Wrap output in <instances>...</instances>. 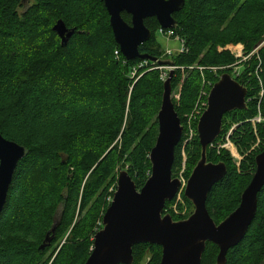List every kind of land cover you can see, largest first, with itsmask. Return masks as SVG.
I'll list each match as a JSON object with an SVG mask.
<instances>
[{
    "label": "trees",
    "instance_id": "trees-1",
    "mask_svg": "<svg viewBox=\"0 0 264 264\" xmlns=\"http://www.w3.org/2000/svg\"><path fill=\"white\" fill-rule=\"evenodd\" d=\"M21 7L22 0H0V133L27 149L0 214V264H84L119 172L126 169L138 189L151 174L164 80L156 62L132 76L142 59L123 55L104 0H33L26 11ZM173 16L174 30L188 47L172 59L178 67L172 91L184 76L181 98L174 101L183 125L204 81L213 86L229 72L248 88V107L225 113L222 134L208 146V160L227 165L226 176L207 199L218 224L240 204L256 170L255 157L264 149L262 143L236 165L228 150L216 146L235 123L240 124L232 139L241 148L249 149L256 140L250 119L259 108L264 115V44L259 54L238 63V73V59L219 49L241 42L249 54L264 40V0H186ZM122 17L131 23L129 13ZM58 20L75 29L66 44L53 30ZM144 22L152 34L140 52L164 59L157 18ZM257 132L264 139L263 124ZM185 139L183 131L175 148L174 177L182 169L184 151L186 178L201 157L198 135L184 146ZM183 196L190 215L193 205ZM172 202H166V210ZM171 215L175 220L189 216ZM218 254L219 247L209 241L202 264H217ZM133 255L134 264L148 256L146 264H160L162 247L139 243ZM227 264H264V186L255 218L244 239L228 251Z\"/></svg>",
    "mask_w": 264,
    "mask_h": 264
},
{
    "label": "water",
    "instance_id": "water-1",
    "mask_svg": "<svg viewBox=\"0 0 264 264\" xmlns=\"http://www.w3.org/2000/svg\"><path fill=\"white\" fill-rule=\"evenodd\" d=\"M104 2L116 42L128 60L149 59L162 66H174L172 59L142 54L139 46L152 34L145 25L146 18L156 17L162 28H174L177 21L173 14L184 7L186 0ZM124 11L131 15V23L122 17ZM53 30L63 44L75 32L63 20H58ZM174 74L175 70L171 68L164 81L163 100L157 117L159 133L150 152L151 174L138 189L126 169L119 172L116 190L103 216L102 228L96 233L94 248L84 264H134L133 246L139 243L160 245V264H202L209 241L219 247L217 264H227L228 251L244 239L255 218L258 194L264 186V149L255 157L256 170L241 194L238 207L218 224L207 208L211 189L227 174L226 163L208 160V146L222 134L225 113L248 107L247 86L229 72L222 73L213 84L207 98V108L198 120L201 157L184 189V195L194 209L187 218L179 220H175L170 213H163L166 202L172 201L182 186V180L174 177L172 170L175 148L184 130L172 98ZM26 154L25 146L0 133V214L18 163ZM44 247L45 244L42 245Z\"/></svg>",
    "mask_w": 264,
    "mask_h": 264
},
{
    "label": "rangeland",
    "instance_id": "rangeland-1",
    "mask_svg": "<svg viewBox=\"0 0 264 264\" xmlns=\"http://www.w3.org/2000/svg\"><path fill=\"white\" fill-rule=\"evenodd\" d=\"M32 1L33 0H22L21 10L26 11L28 9V7L32 4ZM156 36H157L159 43L162 45V49L164 51L163 58L164 59H173V56L176 54H174L173 56H169V55L165 54V51H167L168 49H173V50L179 49V47L181 46L180 42L177 41L173 37L172 38L166 37L164 34L160 33L159 31L156 32ZM263 44H264V40L261 41L258 45H256L255 48L253 49V51H256V53L259 54V49ZM219 50L220 51H223V50L230 51L231 54L238 59V62L240 59H242L241 57L238 56L240 53H242L244 56L248 55L246 53L245 45L241 42L235 43V44H228L225 47L220 48ZM154 64L155 63L150 64L149 66L150 67L154 66ZM236 67H238V71H239L240 68H239L238 64L234 65V71H235ZM158 68H160V71H161L160 75L161 76L164 74H166V76H167L169 74L170 68L168 66L158 67ZM177 68L178 67L176 65L173 66L175 73L177 71ZM217 68L218 67H213L212 69H215L214 71L216 72V71H218V70H216ZM200 69H202V67H200ZM220 70H224V68L221 67ZM258 77L260 78L259 75H258ZM183 81H184V76L178 82V85L175 88H173V91H172L173 101L179 100L181 98V89H182ZM260 85H261V83H260ZM211 86L212 85L210 83H206L205 81H204V83L201 84L199 91H198V94H197V99L195 101L193 108L190 111L186 112L184 115V119H185V121H184V127H185L184 128L185 129L184 130V136L186 137L185 142H184V146L187 145L189 142L193 141L195 139V137L198 135V130H197L196 125H198L199 117L204 112V110L207 108V98H208ZM260 94L262 95V90H261ZM258 111H259V109H258ZM253 119H254V117L252 119H250V121L253 125L254 133L256 135V140H255V142H253L251 144L249 149L241 148L239 146V144L234 142L232 139V135H233L234 131L238 128L240 123L239 124H237V123L233 124L230 127V129L227 131V133L224 134V136H222L221 140L216 144L217 149H219V150L220 149H226L230 152V154L233 158V161L236 163V165H240V163L247 156H249V155L253 154L255 151H257L258 148L262 145V143H264V139L261 138V136L257 132V125H254ZM186 159H187V154L184 151L183 152L182 169L179 171V175H178V177H180V179L183 181L184 185H183V187L181 186L178 194L173 199V202L167 207V210H166V208H164L165 211H167L171 214L173 213L176 217H180V218L188 216L189 212L191 210V208L189 207L187 201L184 199V196H183L185 183L188 180V178H186L184 175L185 168H186ZM117 170L118 169H116L115 172ZM116 186H117V182H116ZM112 189H114L113 191H115L116 187H113V188L110 187V191ZM111 200H112V198H111ZM193 209H194V207H193ZM163 213H164V211H163ZM99 221L100 220L98 218L96 220V223L98 222V226L101 224ZM66 237H67V235H66ZM66 237L63 240H65ZM148 257H147V259L149 260ZM147 259L145 258L141 264H146Z\"/></svg>",
    "mask_w": 264,
    "mask_h": 264
},
{
    "label": "built area",
    "instance_id": "built-area-1",
    "mask_svg": "<svg viewBox=\"0 0 264 264\" xmlns=\"http://www.w3.org/2000/svg\"><path fill=\"white\" fill-rule=\"evenodd\" d=\"M158 31L160 33L164 34L168 38H172V37L175 38L181 44V46L179 47V49H177V50L168 49L167 51H165V54H167L169 56H173L174 54L184 53V52L188 51V47L186 45V41H185L184 37H182L181 35L176 34L174 28L165 29V28H162L160 26V28L158 29ZM254 53H256V51H253V52H251L250 54H248L246 56H244L242 53H240L238 56L241 57L242 59H240L239 62H237L236 64H238V63H240L242 61L248 60ZM115 54H116V57L119 58V55H120L119 54V50H116L115 51ZM154 62L155 61H153V63ZM148 64H149L148 59H142V61H139L136 65L133 66V68L131 70L132 76L135 77V76L139 75L138 72L141 71V70H143V68H145L146 66H149ZM158 67H166V66L159 65ZM168 67L170 69L173 68V66L172 67L168 66ZM259 69H260V65L258 66V68L256 70V74L257 75H258ZM235 72L238 73V67L235 68ZM167 77H168V75L166 76V74H164V75L161 76V79L165 81L167 79ZM259 82L262 85L261 78H259ZM262 95H264V89H262ZM253 123H254V125L264 124V115L261 113L260 108H259L258 114L253 119ZM186 184H187V182L185 183V187H186ZM183 185H184V183L182 181V187H183ZM185 187H184V189H185Z\"/></svg>",
    "mask_w": 264,
    "mask_h": 264
},
{
    "label": "flooded vegetation",
    "instance_id": "flooded-vegetation-1",
    "mask_svg": "<svg viewBox=\"0 0 264 264\" xmlns=\"http://www.w3.org/2000/svg\"><path fill=\"white\" fill-rule=\"evenodd\" d=\"M205 110H206V109H205ZM205 110H204V111H205ZM199 118H200V117H199ZM183 126H184V125H183ZM184 128H185V127H184ZM183 131H184V130H183Z\"/></svg>",
    "mask_w": 264,
    "mask_h": 264
},
{
    "label": "bare ground",
    "instance_id": "bare-ground-1",
    "mask_svg": "<svg viewBox=\"0 0 264 264\" xmlns=\"http://www.w3.org/2000/svg\"><path fill=\"white\" fill-rule=\"evenodd\" d=\"M175 14V13H174Z\"/></svg>",
    "mask_w": 264,
    "mask_h": 264
}]
</instances>
